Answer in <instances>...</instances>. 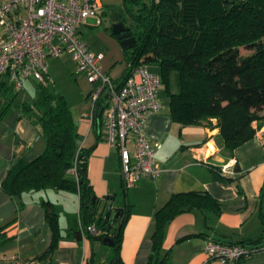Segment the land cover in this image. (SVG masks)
I'll return each instance as SVG.
<instances>
[{"label":"crops","instance_id":"crops-1","mask_svg":"<svg viewBox=\"0 0 264 264\" xmlns=\"http://www.w3.org/2000/svg\"><path fill=\"white\" fill-rule=\"evenodd\" d=\"M100 2L103 18L116 3L123 6V0ZM122 20L127 25L131 23L128 18L119 21ZM92 27L95 26L87 21L78 30L79 37L84 29ZM154 65H147L152 73H156L151 70ZM154 68L159 69L158 65ZM120 77L111 78L119 80ZM3 85L1 82L0 86ZM3 92L4 89H0V110L10 99V96L5 98ZM20 92L22 90H12L10 94L14 97L9 111L0 116V227L4 226L9 238L0 247V254H15L31 264H86L91 258L92 264H110L114 256L112 247L101 241L90 242L84 234L81 241L68 235L71 230L74 236L80 224L77 194L48 192L49 200L58 210L61 234L56 247L49 252L53 234L44 208L39 204L47 194L29 193L18 200L4 192L2 182L12 166L19 160L34 159L45 149L37 126L21 110L22 102L31 103L35 97L32 101L18 100ZM158 100L161 111L147 118L142 131L152 143L160 144L155 158L161 173L155 180L142 179L129 188L123 184L118 150L106 144L102 125L98 127L97 122L95 127V121L86 116L90 103L88 110L75 117L79 146L92 148L87 159V178L94 196L102 200L101 205L112 202L113 207L125 208L127 212L120 260L122 264H146L151 253L155 213L171 195L193 192L210 195L219 204L220 211L194 209L174 217L165 226L161 254L168 251L171 264H227L208 258L203 252L207 240L242 243L257 240L264 234L261 219L264 214V116L252 122L254 136L229 155L223 149L218 128L204 123L181 127L171 119L168 105L163 111L164 104L159 97ZM106 196L112 200L104 203ZM19 202L24 204L20 209ZM259 245L260 250L245 264H264V242Z\"/></svg>","mask_w":264,"mask_h":264},{"label":"trees","instance_id":"trees-1","mask_svg":"<svg viewBox=\"0 0 264 264\" xmlns=\"http://www.w3.org/2000/svg\"><path fill=\"white\" fill-rule=\"evenodd\" d=\"M126 17L131 21L130 31L136 42L131 50L123 51L127 57L122 79L138 64L156 63L160 80L168 88L170 74L176 71L179 90L167 89L171 119L181 127L202 123L218 128L223 149L232 155L234 150L250 140L255 129L252 122L260 119L264 111V0H123ZM124 21V20H122ZM244 48L247 52L242 53ZM127 54H129L127 56ZM35 99L22 102V114L37 126L45 141V149L30 161L16 162L2 182L5 193L21 200L25 194L44 193L39 204L44 208L47 225L53 237L48 251H52L61 238L58 210L49 200V191L77 194L81 231L87 239L94 235L87 231L93 225L102 230L98 203L87 178V159L92 148L79 146L75 118L60 94L48 93L46 86L35 82ZM4 87V88H3ZM10 99L0 110V116L9 111L12 89L0 86ZM101 117L94 121L101 126ZM212 120L216 123L213 124ZM75 168V175L69 170ZM124 192V191H123ZM125 193V192H124ZM123 196H125L123 194ZM112 200L106 196L104 203ZM19 202V209L23 206ZM194 209L219 212V204L207 193H178L154 215L151 235V253L146 264H171L170 253L161 254L165 226L177 215ZM120 228L112 236L113 260L122 264L120 244L126 209ZM264 220V214H261ZM70 237L73 232L68 233ZM9 241L0 227V247ZM264 234L257 240L241 244L250 251L232 264H245L260 250ZM92 264V258L86 261Z\"/></svg>","mask_w":264,"mask_h":264},{"label":"built area","instance_id":"built-area-1","mask_svg":"<svg viewBox=\"0 0 264 264\" xmlns=\"http://www.w3.org/2000/svg\"><path fill=\"white\" fill-rule=\"evenodd\" d=\"M89 19L97 26L102 23L100 0H1L0 83L13 91H21L28 79L46 86L47 58L68 55L74 73L92 85L86 116L93 121L101 110L104 140L119 152L125 188L142 179L155 180L161 173L155 158L160 144L148 140L142 129L147 118L162 109L158 100L160 76L150 72L147 64H138L124 78L113 80L101 66L104 55L89 51L79 37L78 30ZM69 172L75 175V168ZM87 231L94 236L102 234L93 225ZM203 252L210 259L232 264L254 251L241 244L209 239ZM0 264L31 262L15 254H0Z\"/></svg>","mask_w":264,"mask_h":264},{"label":"rangeland","instance_id":"rangeland-1","mask_svg":"<svg viewBox=\"0 0 264 264\" xmlns=\"http://www.w3.org/2000/svg\"><path fill=\"white\" fill-rule=\"evenodd\" d=\"M122 18H127L123 11V6L116 3L114 8L104 16L100 25L97 26L94 20L89 19L88 24H92L95 27H92L90 30L84 29L81 35V39L93 53H102L104 55V60L101 64L105 72L109 71V75L113 79L120 77L127 63L126 55L111 34L112 26ZM241 52L244 53L247 51L242 48ZM149 64L153 65L156 63ZM156 65L154 66L156 67ZM154 66H151V70H155L156 74L160 75L159 69L154 68ZM47 69L49 82L46 84V91L63 96L74 118L82 111L89 109V102L86 98L92 89V85L82 75L74 73V63L68 55L63 54L60 57H49L47 60ZM171 74L172 80H169L168 88L162 82L158 88V97L164 104L163 111L167 109L168 105L167 89L169 91L179 90L178 73L172 71ZM35 85L36 83L32 79H28L17 99L32 101L36 96Z\"/></svg>","mask_w":264,"mask_h":264},{"label":"water","instance_id":"water-1","mask_svg":"<svg viewBox=\"0 0 264 264\" xmlns=\"http://www.w3.org/2000/svg\"><path fill=\"white\" fill-rule=\"evenodd\" d=\"M125 21H119L112 26L111 34L114 36L115 40L118 42L119 46L123 51L131 50L136 42L135 35L130 31V25H124ZM101 110L97 112V116H100ZM105 198V197H104ZM96 202V197L91 200V206ZM113 213V215H112ZM98 215L103 220L102 224V234L94 236L93 240L101 241L103 245L112 247L114 242L112 236L115 230L120 228V223L122 221L123 211L121 208H116L112 206L110 202L107 206L106 204L101 205L98 203ZM74 238L77 241L82 240L81 231L74 232Z\"/></svg>","mask_w":264,"mask_h":264},{"label":"flooded vegetation","instance_id":"flooded-vegetation-1","mask_svg":"<svg viewBox=\"0 0 264 264\" xmlns=\"http://www.w3.org/2000/svg\"><path fill=\"white\" fill-rule=\"evenodd\" d=\"M124 25H126V24L124 23Z\"/></svg>","mask_w":264,"mask_h":264}]
</instances>
